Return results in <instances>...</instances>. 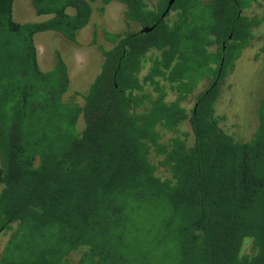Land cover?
I'll use <instances>...</instances> for the list:
<instances>
[{"label": "trees", "instance_id": "trees-1", "mask_svg": "<svg viewBox=\"0 0 264 264\" xmlns=\"http://www.w3.org/2000/svg\"><path fill=\"white\" fill-rule=\"evenodd\" d=\"M14 1L0 0V264H264V95L250 139L217 114L259 0H32L48 17L26 22ZM97 1L121 2L127 29L106 32L79 102L35 35L76 41ZM143 204L165 209L146 238Z\"/></svg>", "mask_w": 264, "mask_h": 264}, {"label": "rangeland", "instance_id": "rangeland-1", "mask_svg": "<svg viewBox=\"0 0 264 264\" xmlns=\"http://www.w3.org/2000/svg\"><path fill=\"white\" fill-rule=\"evenodd\" d=\"M14 18L17 21H39L48 15H37L32 0H15ZM248 15L260 18V24L254 28V37L238 58L233 72L224 77L222 83L224 93L217 106V114L226 115L221 122L229 132L240 140L250 139L255 132L259 119L257 109L264 95V0L251 5L246 11ZM138 25L133 24L135 29ZM127 29L124 20V5L118 1L103 4L93 3L92 16L89 23L79 32L76 41L66 39L61 33L53 30L38 32L35 43L38 51L39 65L43 70L53 67L56 54L66 61L70 74V87L65 94L67 99L79 102V92L85 91L99 72L102 62L101 46L109 47L112 43L106 32H123ZM205 88L200 83L187 102L192 108L196 95ZM83 121H80V125ZM189 130V125L184 124ZM0 184V189H1ZM163 206L143 204L134 215V227L137 237H144L150 227H160L165 216ZM138 233V235H137ZM139 237V238H140ZM6 241V235L0 237V250ZM138 244V243H134Z\"/></svg>", "mask_w": 264, "mask_h": 264}, {"label": "flooded vegetation", "instance_id": "flooded-vegetation-1", "mask_svg": "<svg viewBox=\"0 0 264 264\" xmlns=\"http://www.w3.org/2000/svg\"><path fill=\"white\" fill-rule=\"evenodd\" d=\"M151 1V3L152 4H155L156 2H157V0H150ZM170 1V0H169ZM168 4H169V2H168ZM172 5V4H171ZM251 7V6H250ZM250 7H248V9L250 8ZM168 8V7H167ZM166 8V9H167ZM169 8H170V6H169ZM248 9H246V10H244V14L246 13V11L248 10ZM249 16H256V15H249ZM257 17V16H256ZM258 18V17H257ZM258 20H259V22L258 23H256L253 27H252V30H253V32H254V28L257 26V25H259L260 24V18H258ZM134 23H131V25H130V29L131 30H133L134 28H133V25ZM139 27V25L136 27V28H138ZM145 28H149V27H145ZM144 29V28H143ZM213 46H215V47H218V44L216 43V44H214ZM225 43L223 42V49H225ZM245 49V48H244ZM244 49L242 50V51H244ZM242 54V53H241ZM238 60V59H237ZM237 60H236V63H237ZM234 70V69H233ZM233 72V71H232ZM213 80V79H212ZM223 81H224V77L222 78V79H220V82L219 83H223ZM215 84L216 83H218V80H216L215 79V81H213ZM200 83H203L204 85H205V88L206 87H208L210 84H211V79L210 78H204V79H202L200 82H199V84ZM198 84V85H199Z\"/></svg>", "mask_w": 264, "mask_h": 264}, {"label": "water", "instance_id": "water-1", "mask_svg": "<svg viewBox=\"0 0 264 264\" xmlns=\"http://www.w3.org/2000/svg\"><path fill=\"white\" fill-rule=\"evenodd\" d=\"M174 2V0H170L169 1V5H168V8H167V10L169 9V6L172 4ZM150 28H144V29H142V30H149Z\"/></svg>", "mask_w": 264, "mask_h": 264}]
</instances>
